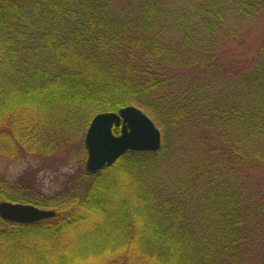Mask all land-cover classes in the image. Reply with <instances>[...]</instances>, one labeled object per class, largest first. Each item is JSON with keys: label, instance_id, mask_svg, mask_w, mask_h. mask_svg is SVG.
<instances>
[{"label": "trees", "instance_id": "1", "mask_svg": "<svg viewBox=\"0 0 264 264\" xmlns=\"http://www.w3.org/2000/svg\"><path fill=\"white\" fill-rule=\"evenodd\" d=\"M263 15L264 0H0V156L57 154L128 105L162 133L93 174L83 137L52 194L0 174V202L56 212L0 217V264H264V43L235 52ZM176 136L196 166L167 181Z\"/></svg>", "mask_w": 264, "mask_h": 264}, {"label": "water", "instance_id": "2", "mask_svg": "<svg viewBox=\"0 0 264 264\" xmlns=\"http://www.w3.org/2000/svg\"><path fill=\"white\" fill-rule=\"evenodd\" d=\"M120 128V133L114 132ZM87 149L86 169L97 173L111 166L131 151L157 152L162 146V133L154 120L141 108L128 105L118 111L97 113L84 137ZM54 210L33 204L0 202V217L20 223H36L54 217Z\"/></svg>", "mask_w": 264, "mask_h": 264}, {"label": "rangeland", "instance_id": "3", "mask_svg": "<svg viewBox=\"0 0 264 264\" xmlns=\"http://www.w3.org/2000/svg\"><path fill=\"white\" fill-rule=\"evenodd\" d=\"M244 25L246 27L244 42L243 45L236 48L235 52L237 56L242 54L243 57L251 58L264 43V15L258 21L247 22ZM85 133L86 130L78 133L76 138L67 142L59 153L49 157L33 154L22 155L19 158L0 156V174L7 180L13 181L27 172L33 173L37 187L45 193H55L63 187L67 178L80 167L82 157L85 155L81 149ZM184 146L186 149H190L188 141L176 136L175 143H172L170 147L169 156L162 165V173L167 181L169 176L175 180L191 176L189 172L196 166L195 153L188 155L186 152H182Z\"/></svg>", "mask_w": 264, "mask_h": 264}]
</instances>
